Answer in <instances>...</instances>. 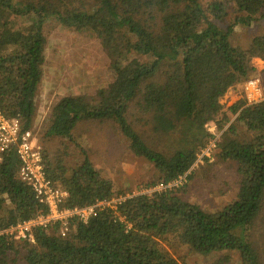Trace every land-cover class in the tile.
Wrapping results in <instances>:
<instances>
[{
    "label": "trees",
    "instance_id": "trees-1",
    "mask_svg": "<svg viewBox=\"0 0 264 264\" xmlns=\"http://www.w3.org/2000/svg\"><path fill=\"white\" fill-rule=\"evenodd\" d=\"M233 15L225 28L219 26ZM264 20V0H0V112L31 130L42 85L45 25L90 31L104 50L113 77L95 96L60 98L45 122L44 138L73 144L79 123L112 124L131 154L156 171L148 189L193 179L197 155L221 131L213 157L235 165V198L213 213L187 201V185L125 198L87 223L70 220L32 230L34 242L0 235V264H178L162 246L176 243L212 264H261L251 233L264 203V101L241 99L224 109L229 90L258 77L264 36L233 44L236 27ZM264 82V81H263ZM244 135V136H243ZM170 139V140H168ZM168 140V141H167ZM165 141H167L165 143ZM170 141V142H169ZM172 141V144H170ZM170 144V145H168ZM65 152L47 177L68 194L64 208L109 202L123 193L83 150L71 171ZM204 162H208L206 159ZM13 149L0 154V232L47 213L19 178Z\"/></svg>",
    "mask_w": 264,
    "mask_h": 264
},
{
    "label": "rangeland",
    "instance_id": "rangeland-1",
    "mask_svg": "<svg viewBox=\"0 0 264 264\" xmlns=\"http://www.w3.org/2000/svg\"><path fill=\"white\" fill-rule=\"evenodd\" d=\"M232 18L233 15L230 14L224 22H219V26L225 28L232 22ZM45 34L47 45L43 79L31 128L32 134L42 147L44 157L52 162L65 152L64 165L71 171L81 164L84 150L93 166L112 180L115 190L123 192L114 197V201L127 196L150 194L154 190L148 189L147 186L155 180L156 171L151 165L131 154L128 144L112 124L79 123L73 132L76 144L44 138L45 122L60 98L72 95L95 96L96 92L105 88L113 77L104 50L90 31L60 29L52 22L45 25ZM257 36H264V20H259L247 28L236 27L232 41L235 45L247 47L251 39ZM252 66L256 69V75L264 81V61L254 58ZM241 99L244 97L239 85L229 90L220 103L226 109ZM209 128L217 127L215 124H209ZM226 128L227 126L218 132L214 130L217 142ZM213 152L215 154L216 148ZM212 158L211 161L193 169L191 181L185 178L183 181L182 178L179 183L176 182V185L170 187L179 188L187 185L185 193L180 194L187 201L209 213L220 210L235 198L239 181L234 164L216 162L213 154ZM251 237L261 264H264V203ZM162 246L178 264H212L215 260L194 255L176 243L164 242ZM230 264H238L236 253L233 254Z\"/></svg>",
    "mask_w": 264,
    "mask_h": 264
},
{
    "label": "built area",
    "instance_id": "built-area-1",
    "mask_svg": "<svg viewBox=\"0 0 264 264\" xmlns=\"http://www.w3.org/2000/svg\"><path fill=\"white\" fill-rule=\"evenodd\" d=\"M242 93L247 106L264 101V82L259 77L249 79L243 83ZM206 130L213 138L200 150L197 160L191 168L192 170L202 165L205 159L207 161L213 159L212 154L218 139L214 132L216 129L209 128L208 124L206 125ZM11 149L14 150L21 163L19 178L31 187L35 199L39 204L46 206L47 213L19 223L4 232H0V235L4 233L16 241L28 240L33 243L32 230L34 228L41 227L46 230L55 224H59L58 234L61 237H66L70 233V220L87 223L100 210L106 207L115 210L117 204L130 197L119 198L116 201L112 199L109 202H97L95 205L85 208H64L68 194L58 183H54L47 177L44 169L42 147L31 130L23 132L18 120L7 119L0 112V154ZM186 175L168 186L159 185L153 190L158 191L170 188L172 185H176V182L179 183L182 178L184 181Z\"/></svg>",
    "mask_w": 264,
    "mask_h": 264
}]
</instances>
